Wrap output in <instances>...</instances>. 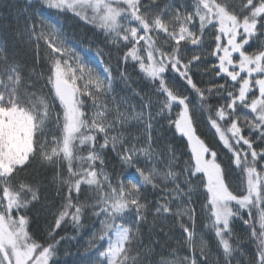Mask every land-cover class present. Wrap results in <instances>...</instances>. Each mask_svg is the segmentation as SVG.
<instances>
[{"label": "snow or ice", "instance_id": "6c2138e0", "mask_svg": "<svg viewBox=\"0 0 264 264\" xmlns=\"http://www.w3.org/2000/svg\"><path fill=\"white\" fill-rule=\"evenodd\" d=\"M20 14L24 23L18 36L44 60L48 93L37 98L22 90L27 88L22 85L26 68L0 45V264H58L62 242L75 239L63 233L69 224L82 228L87 213L97 218L99 228L89 233L88 247L95 251L79 264H145L141 229L149 214L176 220L182 241L192 248L193 197L199 195L209 206L218 255L211 257L201 239L199 256L192 252L161 264H264V0H174L164 5L157 0H23ZM69 21L102 30L109 55L112 50L120 54L117 66L123 67L116 75L121 81L127 84L128 67L135 71L138 66L141 79L147 78L143 96L133 91L140 97V111L131 109V118L143 127L142 137L125 138L127 118L121 107L128 100L118 98L110 66L102 73L94 69L103 66V52L92 53L77 43ZM161 33L171 45L167 49L156 47L153 35ZM202 66L203 71L212 69L213 78L203 88L193 80ZM177 79L184 82L180 90L174 89ZM188 87L195 93L191 99ZM174 105L178 111L173 116ZM209 110L210 127L231 154L227 168L196 131V114ZM165 123L190 149L179 172L170 146L162 154L153 148L155 126ZM105 149L116 154L120 172L133 171L121 176L114 169L109 175L103 168ZM36 161L57 169L66 164L68 173L66 179H60L59 171L54 177L66 191H57L61 203L43 236L29 230L28 213L39 200V189L19 180ZM161 164L164 170H158ZM236 169L246 174V194H237L239 186L226 180ZM82 185L93 193L83 201ZM157 190L161 195L150 203L149 192ZM237 217L248 225L255 245L251 255L238 241L229 242ZM151 252L149 246L143 256Z\"/></svg>", "mask_w": 264, "mask_h": 264}, {"label": "trees", "instance_id": "16d2710c", "mask_svg": "<svg viewBox=\"0 0 264 264\" xmlns=\"http://www.w3.org/2000/svg\"><path fill=\"white\" fill-rule=\"evenodd\" d=\"M217 2H220V0H217ZM230 2L239 4L240 0H230ZM157 3L164 5L169 3V0L166 3L162 0H157ZM22 7L23 0H0V45L6 48V55H8L10 59L23 64L26 68V74L22 81V85L27 84V88H22V90L30 91L39 98L41 95L46 96L48 93V87L45 86L48 69L42 58L34 56V50L29 43L18 36L17 29L22 27L24 23L23 16L20 14ZM49 15L53 19H56L54 13H49ZM68 25L70 27L74 25V27H71V30L75 33L77 43H80L92 53L103 52V66L101 64L93 65L96 71L102 73L103 67L105 66H110L112 68L118 98L126 97L128 100V105L121 107V112L127 118V123L124 125L125 138L131 136L142 137L143 127L131 118V109L134 107L135 111H140V97L134 96L133 91L139 92L140 95L143 96L144 93L148 91L147 88H144V85L148 83L147 78L145 77L143 80L141 79L142 74L139 73L138 66L135 71H133L131 67H128L127 84L121 81L120 77L116 75V72L122 70L123 67L121 66V68H118L117 66V56L120 54L115 50H112L111 55H109L110 46L106 47L104 45L102 30L85 21H69ZM205 31L207 32V29ZM153 39L156 41V47L158 48L167 49L171 46L166 42L165 38H161L160 36L153 35ZM205 39L208 44L213 42L211 35H207ZM252 43H255V41H252ZM141 44H143V41H141ZM181 44L183 46L185 42H181ZM189 47L192 46L189 45ZM255 50L256 49L253 48V51ZM208 59L212 60L213 58L209 57ZM70 63L75 64V59L71 60ZM211 71L212 69L203 71L202 66L201 70H198L195 75H193L194 82H197L198 86L202 88L210 86L213 79L210 75ZM169 83L171 84L172 82L169 81ZM77 84H82V81L78 80ZM182 86H184V82L177 79L175 81L174 89L180 90ZM141 89H143V91H141ZM187 90L189 98H193L195 93L190 87H188ZM216 99L217 97H213L211 100L213 108L216 106ZM60 111V108L57 106L56 112ZM152 111L155 112L156 108L153 107ZM176 111H178V109L174 105L172 112L173 116ZM190 111H193L191 107ZM212 114L213 112L211 110L206 111L203 115L196 114L194 121L196 131L201 139L204 140L205 144L217 152L218 162H221L222 166L227 168L231 164V154L226 148H224L222 142L219 141L218 135H214V129L210 127L207 117ZM249 115L251 117V115L254 114L249 112ZM156 119L159 118L157 117ZM239 123L245 124L242 119ZM48 128L53 130L54 126L49 123ZM243 130L247 133L248 127L245 125ZM57 135L59 136V133H57ZM228 135H230V133ZM45 139L51 140V137L46 136ZM153 140L155 141L153 148L157 153L162 154L164 149L169 146L175 151V155L178 157V160L174 162L177 165L175 170L179 172L180 168L184 166V163L189 160L190 149L186 147V140L178 133H175L172 128H169L166 123L163 127L160 125L155 126ZM104 151L107 155L104 158L103 168L104 171L109 173V175L113 173L114 169L121 176H127L133 171L132 169H125L123 172H120L121 164L116 154L110 149H105ZM161 160H163L162 155ZM97 163L99 164V162ZM76 167H78V164L74 163V169ZM157 168L158 170H164L163 164L157 165ZM57 171H59L60 179H66L68 177L66 164H61L57 169L47 166L40 161H36L30 168H28L26 173L21 174L19 177L20 181L39 189V200L34 202V206L30 205V211L28 213L29 230L39 236H43L47 231L49 225L52 223V214L61 203L57 191L59 190L61 194L66 191V186L61 185L58 180H54ZM238 176L240 179H237ZM226 180L234 188L237 185L239 186L237 194H246V174L241 176L239 169H236L231 175L226 176ZM86 187L87 186L85 185H82L81 187V201L93 195L91 192H85ZM163 187L164 185L161 183L160 188L162 189ZM160 195L161 192L159 190L150 191L148 194V201L150 203H155ZM193 199L197 201V203L193 205V207L196 208V235L194 237V246L188 248L182 241L180 236L181 229L176 220L162 217L154 218L152 214H149L141 229L144 248L140 250V256L145 259V264H161L163 260L174 259L176 256L183 257L192 252L199 256V242L201 239L207 245L205 251L211 257L218 255V238L214 236V230L210 227L211 219L210 213L208 212L209 206L207 205L205 197L199 195L198 197L194 196ZM244 219H248L246 210H244ZM82 224L83 227L78 230H74L69 224L67 231L63 233L67 236H75V239L67 244L62 242L57 257L58 264H79V261L83 256L95 251V248L88 247V241L90 239L89 233L99 228V221L96 217L92 216L91 213H87L82 219ZM256 226L258 228V220ZM232 231L233 236L229 240L230 244H236L238 241L239 248L251 255L255 251V245L253 241L248 238V225H245L243 220L239 217L234 218L232 222ZM153 241H159V243L154 244ZM149 246L152 247V252L145 257L143 256L144 249ZM133 255L136 254L134 253ZM242 258L243 257H241V259Z\"/></svg>", "mask_w": 264, "mask_h": 264}, {"label": "rangeland", "instance_id": "374dc122", "mask_svg": "<svg viewBox=\"0 0 264 264\" xmlns=\"http://www.w3.org/2000/svg\"><path fill=\"white\" fill-rule=\"evenodd\" d=\"M164 3H166L168 0H162ZM174 2V0H169V3ZM184 2L187 4V0H184ZM178 30V29H177ZM161 38H165V34L161 33L159 35ZM243 75V74H242Z\"/></svg>", "mask_w": 264, "mask_h": 264}]
</instances>
